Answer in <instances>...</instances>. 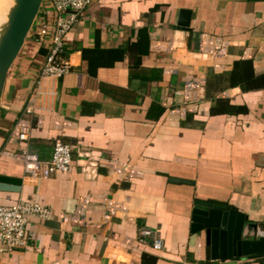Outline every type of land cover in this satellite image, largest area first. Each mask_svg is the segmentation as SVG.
<instances>
[{
	"label": "crops",
	"instance_id": "crops-1",
	"mask_svg": "<svg viewBox=\"0 0 264 264\" xmlns=\"http://www.w3.org/2000/svg\"><path fill=\"white\" fill-rule=\"evenodd\" d=\"M8 3L16 0H0L3 28ZM182 10L192 12L189 30L179 27ZM203 34L230 41L228 57L198 55ZM71 35L64 78L40 77L46 53L29 35L6 80L0 175L23 182L19 193L0 191V205L39 203L53 216L32 218L35 238L4 264H150L145 255L155 264H264L213 261L205 236L192 233L196 199L264 224V89L219 95L244 114L212 115L207 97L186 118L165 105L181 103L175 93L190 79L229 73L237 60H253L264 74V1L96 0ZM19 119L32 122L28 141L13 134ZM57 142L74 148L70 171L30 177L16 155L28 150L47 161ZM120 164L137 176L112 169ZM143 227L160 232L161 252L138 242Z\"/></svg>",
	"mask_w": 264,
	"mask_h": 264
},
{
	"label": "built area",
	"instance_id": "built-area-1",
	"mask_svg": "<svg viewBox=\"0 0 264 264\" xmlns=\"http://www.w3.org/2000/svg\"><path fill=\"white\" fill-rule=\"evenodd\" d=\"M96 0H44L41 11L29 34L45 50L42 57L40 77H54L58 79L68 75L72 66L66 58L67 50L72 45V29L78 19L93 5ZM230 41L222 37L203 34L196 51L198 55L222 61L228 57ZM221 69L220 65L215 66ZM206 81L204 77L190 79L186 82L182 91H177L176 96L182 98L178 105H171V112L180 118H186L190 114L199 111L200 106L206 99ZM26 112L33 113V105H29ZM32 128V122L19 119L14 127L13 134L20 141H28ZM16 158L24 162L26 173L35 179H49L53 175L70 171L74 148L66 143L57 142L54 146L52 158L41 160L38 155L28 150L16 155ZM112 169L118 174L131 180L137 176L129 165H113ZM109 211L117 212V205L108 207ZM53 216L50 206L22 201L14 206L0 205V264H4V258L17 250L29 246L35 238L34 232L30 231L29 223L32 218L48 221ZM138 242L150 245L156 252L164 249V239L157 230L143 227L140 230Z\"/></svg>",
	"mask_w": 264,
	"mask_h": 264
},
{
	"label": "water",
	"instance_id": "water-1",
	"mask_svg": "<svg viewBox=\"0 0 264 264\" xmlns=\"http://www.w3.org/2000/svg\"><path fill=\"white\" fill-rule=\"evenodd\" d=\"M264 1V0H249ZM44 0H16L9 21L0 36V101L12 66L19 57ZM192 12L182 10L179 27L189 30ZM22 179L0 175V191L19 193ZM177 183H190L174 180ZM192 233L203 234L211 248V259L240 260L264 257V224L250 221L248 216L229 205L211 200H195Z\"/></svg>",
	"mask_w": 264,
	"mask_h": 264
},
{
	"label": "trees",
	"instance_id": "trees-1",
	"mask_svg": "<svg viewBox=\"0 0 264 264\" xmlns=\"http://www.w3.org/2000/svg\"><path fill=\"white\" fill-rule=\"evenodd\" d=\"M230 88H240L244 93L263 90L264 74L258 75L256 73L253 60L241 59L234 63L231 72L208 76L206 97L214 102L210 111L212 115H235L248 112L246 107L233 105L229 99L219 97L220 94ZM143 258L150 260V264H155L157 261L153 256L145 255Z\"/></svg>",
	"mask_w": 264,
	"mask_h": 264
},
{
	"label": "bare ground",
	"instance_id": "bare-ground-1",
	"mask_svg": "<svg viewBox=\"0 0 264 264\" xmlns=\"http://www.w3.org/2000/svg\"><path fill=\"white\" fill-rule=\"evenodd\" d=\"M15 6V4L13 3H8L7 6H6V9H5V14H6V17H7V22H6V25L9 21V15H10V12L12 10V8ZM5 28V27H4ZM3 26L0 24V36H1V33L3 31Z\"/></svg>",
	"mask_w": 264,
	"mask_h": 264
}]
</instances>
